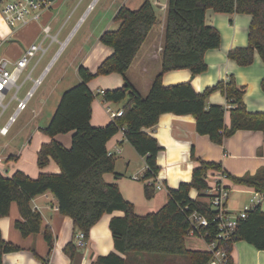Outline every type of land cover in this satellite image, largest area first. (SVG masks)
<instances>
[{"label": "trees", "instance_id": "obj_1", "mask_svg": "<svg viewBox=\"0 0 264 264\" xmlns=\"http://www.w3.org/2000/svg\"><path fill=\"white\" fill-rule=\"evenodd\" d=\"M208 9L224 14L252 15L248 46L237 47L228 56L239 65L247 66L253 63L257 52L264 62V0H168L162 69L154 78L149 93L143 96L126 74L158 18L151 0H145L138 9L121 7L115 16V21L120 22L119 28L106 30L100 37L102 44L113 48V54L98 66L96 72L83 65L79 68L81 82L64 91L49 125L42 129L52 140L42 144L38 166L45 168L52 158L60 166V173L42 172L32 178L20 170L12 176L0 172V218L7 216L11 204L17 202L22 218L15 222L16 228L24 237L40 232L42 214L33 208L31 201L50 191L58 199L61 214L72 217L75 228L83 231L87 239L93 226L105 214L124 212L123 216L113 217L110 221L116 251L94 258L91 264H132L133 258L140 259V264H208L212 253L188 248L186 238L192 228L189 216L194 212L209 220L208 226H201L199 231L205 240L211 242L217 238V213L203 192L209 187L208 172L221 170L220 164L201 161L193 170L190 182L169 188L165 205L145 215L135 212L134 204L124 197L118 184L104 178L106 173H114L116 178L122 176L115 170L117 159L109 153L107 143L125 127L127 139L146 161L141 178L145 182V197L152 199L155 196L157 187L149 181L160 171L157 157L162 147L146 129L156 125L164 113L193 115L197 132L208 135L217 144H223L238 130L264 133V112L248 110L244 101L245 89L234 77L204 92L196 91L190 81L172 85L163 82V75L171 70L188 69L193 75L207 70L205 53L221 44L219 30L206 24ZM111 73L121 74L125 83L120 88L104 90V100L127 102L121 108V116L105 126H94L91 121L96 96L89 83L100 75ZM261 86L264 90V80ZM217 90L230 101V108L220 104L207 105L209 95ZM228 111L230 126L226 124ZM70 132H73L70 148L54 138ZM228 177L264 194V168L254 175L231 177L228 174ZM192 189L200 192L199 198L190 195ZM44 236L52 250L54 235L49 226ZM238 239L264 250V210L259 203L249 209L245 218L238 220L232 238L221 242L228 252L230 264L233 244ZM19 249L5 240L0 230V264H3L4 254ZM78 250L75 241H70L64 248L72 260L78 256Z\"/></svg>", "mask_w": 264, "mask_h": 264}, {"label": "crops", "instance_id": "obj_2", "mask_svg": "<svg viewBox=\"0 0 264 264\" xmlns=\"http://www.w3.org/2000/svg\"><path fill=\"white\" fill-rule=\"evenodd\" d=\"M65 1L56 0L51 8L42 13L41 21L29 20L26 24L21 23L16 29L12 28L10 34L0 40V62L8 60V67L12 68L26 48L34 42H39L38 40L44 36L42 32L44 24H49L52 28L53 22H60V26L55 32L58 37L65 25L64 19L61 18ZM144 1L135 0V4H139L140 7ZM131 2L133 1L124 0L119 5L118 11L123 6L132 9L129 6L132 4ZM251 22L252 15L250 14H224L208 9L206 11V24L219 30L221 44L218 48L210 49L205 53V60L208 65L207 70L197 75H193L188 69L171 70L163 75L164 84L172 85L190 81L196 91L204 92L207 88L234 77L238 85L245 89L244 101L248 110L250 112H264V90L261 86L264 80V62L261 57L256 52L252 64L241 66L228 56L231 50L248 46ZM119 26L120 22L115 21L113 25L110 24L108 29L116 30ZM151 32L152 30L126 74L133 86L143 96L149 93L154 78L162 69L164 44L162 32H156L150 38ZM71 37L72 32L66 38L68 42ZM157 39H160L159 43H157ZM5 43L8 44L4 46ZM2 46L4 48L1 50ZM113 52V48L102 44L99 38L96 46L84 57L83 66L92 72H96L98 66L111 56ZM59 53L60 50L58 51ZM58 54H56L55 58ZM42 58L40 55L39 60L34 65L35 67L33 66L34 70ZM53 62L54 60L45 66L43 78L48 75ZM77 71L79 79L82 80L79 69ZM101 78L108 86L106 89L120 88L125 83L124 77L119 73L100 75L90 81L89 86L96 96L93 102L91 121L94 126H105L114 120L107 110H104L102 102L97 100L100 89H97L96 93L95 88L99 86L96 82ZM21 85L23 86V84ZM10 91L5 90V95L7 96ZM62 95L63 93L59 97V102ZM212 104H220L227 108L231 106L230 101L220 90L214 91L209 95L207 105L210 106ZM14 112L9 115L7 121ZM3 115L4 111L0 114V120ZM226 124L228 126L231 124L229 111L226 114ZM38 128L32 139L22 147H19L17 152H10L7 155H3L0 152V158L2 159L0 161V172L3 175L12 176L18 170L27 173L32 178H37L42 172L60 173V166L52 158L45 168L41 169L38 166V152L42 144L52 140L50 136L42 132L43 128ZM146 132L157 138L162 147L157 157L158 165L168 164V167H170L169 172L159 171L158 176L149 181L150 184L157 185L160 183L162 185L161 188H156L158 191H156L155 196L152 199L145 197V182L139 181L146 170L145 158L135 150L122 130L115 134L107 143L109 153L116 156L117 159L115 170L122 176L116 178L114 173H106L104 175L107 182L118 184L124 197L134 204L135 212L139 215H145L154 210L157 211L165 205L168 200L169 188H177L181 181L188 180L201 161L220 164L221 170L231 177H242L246 174L254 175L259 169L264 168V133L260 130H238L230 137H227L223 144H217L208 135H200L197 132V123L193 115L164 113L160 116L158 123L147 128ZM72 136L73 132H70L58 134L54 138L62 142L67 148H70ZM119 163H124L128 172H134L130 179L126 178V170L121 171V169H118ZM137 163L140 164L139 169L135 168ZM137 170H140L139 173H137ZM140 174H142L141 177ZM164 176H166V179L162 180ZM226 185L230 189L227 208L232 215H238L258 203L264 210V194L257 192L254 187L237 184L231 178H227ZM190 195L192 196L191 192ZM31 204L33 208L42 214V229L38 233L24 237L16 228L15 222L22 218L17 202L11 204L10 213L7 216L0 218V230L4 239L20 247L18 251L4 254L3 264H91L94 258L116 251L110 229V221L113 217L123 216L124 212L116 211L112 214H105L91 229L87 245L82 248L78 247V256L75 260H72L64 252L65 246L70 241H75V236L79 232L75 228L72 217L61 214L58 199L50 191L35 196ZM48 226L54 235L52 250L49 249L44 236V231ZM189 237H191L189 240L186 238L187 247L196 249L197 247H194L198 245L195 241L196 238L191 235ZM199 239L205 244V247L196 250H208L207 242L202 238ZM231 257L232 264H264V250H258L242 239L234 242ZM140 261L138 258H133L132 264H140Z\"/></svg>", "mask_w": 264, "mask_h": 264}, {"label": "rangeland", "instance_id": "obj_3", "mask_svg": "<svg viewBox=\"0 0 264 264\" xmlns=\"http://www.w3.org/2000/svg\"><path fill=\"white\" fill-rule=\"evenodd\" d=\"M123 1L124 0L65 1L61 15V18L64 19L65 23L63 31L58 35L57 40L53 41L52 44H50L52 40L51 37H45V35L38 40L39 42H43L45 47L50 45L48 52L36 65L35 70L32 72V78H28L25 81L30 74L32 67L39 60L40 54L33 58L30 65L23 72L18 81L19 85L23 84L21 89L18 91V96L19 98H23L26 96L27 91L33 87L34 80L43 74L45 66L54 60L48 75L43 78L41 84L34 90L32 97L27 102L26 109L16 117V121L9 129V133L6 136H2L0 133V152L3 155H7L10 152H17L19 147H22L25 143L32 139L33 135L36 131H38V127L45 128L49 125L59 104L60 95L64 93V91L81 82L77 70L84 65V57L94 46H96L101 35L106 30H109L108 28L110 24L113 25L118 7ZM132 1V4L129 6L132 7V9H137L139 4H135V0ZM151 1L154 4L158 19L156 25L152 29L150 38H152L156 32H162V40L164 41L167 8L163 9V5H167L166 3L168 0ZM1 6L5 7V2H3ZM20 24V21H15L12 26H9L3 16L0 15V40L10 34V30H12V28L16 29L20 26ZM52 25L53 30L51 34L55 35L56 29L60 26V22H53ZM71 32L72 37L69 42L61 48V43L67 41L66 38ZM159 42L160 39H157V43ZM7 44L8 43H5L4 46ZM4 46H2L1 50ZM59 50L60 53L58 54ZM56 54L58 55L55 58ZM102 78L96 82L99 85L98 88H95L96 93L97 89L106 90V87H108ZM15 93L16 88L11 90L4 100L5 104H8V108L4 111V115L0 120V127L5 124L9 115L12 114L17 107L18 101L11 100ZM97 100L102 102L105 111L108 109L117 111L127 102V100L120 102H108L104 100L103 94H98ZM1 113L2 108L0 107V114ZM139 165L140 164L137 163L135 168L139 169ZM118 169L125 171V164L119 163ZM139 171L140 170H137V173H139ZM167 171H170L168 164L160 166V172L166 173ZM125 173H127L126 178L130 179L132 173L134 172L127 171ZM141 176L142 174H140V177ZM191 178L192 176L188 180L181 182H190ZM164 179H166V176L162 178V180ZM139 181L144 183L143 179H140ZM191 194L193 198H199L200 192L197 189H192ZM200 198L205 200L202 197ZM190 238L191 237L189 236L187 237L188 240ZM193 238H196L195 241L198 244L194 246L197 247L196 249L205 247V244L202 241H199L201 240L199 237L193 236Z\"/></svg>", "mask_w": 264, "mask_h": 264}, {"label": "built area", "instance_id": "obj_4", "mask_svg": "<svg viewBox=\"0 0 264 264\" xmlns=\"http://www.w3.org/2000/svg\"><path fill=\"white\" fill-rule=\"evenodd\" d=\"M56 0H2L0 3V15L7 21L9 25H12L15 21H20L23 24H26L29 20L41 21L42 13L51 8ZM5 2V7H2L1 4ZM167 5H163V9H166ZM42 32L45 37H51V43L57 40L56 35H52V28L49 24H44L42 26ZM68 40L61 43V48L67 44ZM50 46V45H49ZM48 47L43 45V42H34L22 54V56L15 62L12 68L8 67L9 61L2 60L0 62V107L2 111H5L8 107V104H5L4 100L6 95L5 90H12L16 88V93L12 97V100H17L18 104L16 110L12 116H10L7 123L0 128V133L2 135H7L12 124L16 121V117L19 113L27 107L28 100L32 97L34 90L41 84L43 80V74L34 80L33 87L27 92L24 98H19L18 91L21 88V84H18V81L23 74V72L28 68L33 58L39 54L43 57L48 52ZM35 67V66H34ZM32 67L30 74L25 79L32 78ZM44 73V72H43ZM99 94H103L104 90H99ZM108 114L115 118L121 116L123 110L118 109L117 111H112L111 109L107 110ZM122 131L125 132V127H122ZM0 161L2 159L0 158ZM228 174L223 170H214L208 172L207 180L209 182V187L203 192L204 198L209 202L211 208L217 213V227L219 229L217 238L211 242H207L203 235L199 233L201 226H208L209 220L199 214L194 212L189 216L192 228L189 235L197 236L204 239L207 242L208 250L212 253V257L209 260L208 264H230L229 255L221 242L229 240L232 238V234L236 229L238 220L240 218H245L247 216V210L241 212L238 215H232L227 208V203L230 197V189L226 185ZM157 188H161V184L156 185ZM198 232V233H197ZM88 239L86 234L83 231L77 232L75 236V243L77 247H85L87 245Z\"/></svg>", "mask_w": 264, "mask_h": 264}, {"label": "water", "instance_id": "obj_5", "mask_svg": "<svg viewBox=\"0 0 264 264\" xmlns=\"http://www.w3.org/2000/svg\"><path fill=\"white\" fill-rule=\"evenodd\" d=\"M2 2V0H0V3Z\"/></svg>", "mask_w": 264, "mask_h": 264}]
</instances>
